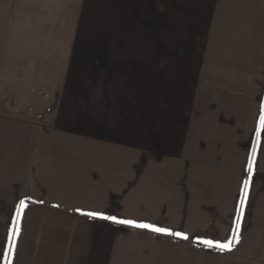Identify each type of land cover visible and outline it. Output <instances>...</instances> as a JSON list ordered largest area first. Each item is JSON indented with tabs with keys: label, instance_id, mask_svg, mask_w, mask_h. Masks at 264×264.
Instances as JSON below:
<instances>
[{
	"label": "crops",
	"instance_id": "1",
	"mask_svg": "<svg viewBox=\"0 0 264 264\" xmlns=\"http://www.w3.org/2000/svg\"><path fill=\"white\" fill-rule=\"evenodd\" d=\"M163 2L0 0V264H264V0ZM115 16L166 31L146 116L74 98Z\"/></svg>",
	"mask_w": 264,
	"mask_h": 264
},
{
	"label": "rangeland",
	"instance_id": "2",
	"mask_svg": "<svg viewBox=\"0 0 264 264\" xmlns=\"http://www.w3.org/2000/svg\"><path fill=\"white\" fill-rule=\"evenodd\" d=\"M163 1L156 0V9H164ZM120 16L124 15L120 14ZM116 17L108 19L107 28L82 31L88 38L106 36L109 41L107 53L109 56L108 59L99 60L105 67L104 71L102 69L103 73L110 72L113 75L107 78L99 76L97 69L100 68L95 62L103 53L97 52L98 54L91 55L92 60L87 62L90 67H85L89 70L87 76L83 74L85 69L82 70L77 65L78 78L75 87L77 92L74 98L76 101L90 103L120 102L124 104V112L134 111L139 112L140 116H146L151 80L149 74L154 71L153 60L162 59L166 52L163 44L166 31L163 28L148 29L143 24L137 26L122 20L121 17L116 20ZM171 33L173 41L174 37L178 38V30H172ZM176 48L178 49V46H171L173 53ZM162 65V62H156L157 101L162 100L160 95L163 94V72L160 73Z\"/></svg>",
	"mask_w": 264,
	"mask_h": 264
},
{
	"label": "snow or ice",
	"instance_id": "3",
	"mask_svg": "<svg viewBox=\"0 0 264 264\" xmlns=\"http://www.w3.org/2000/svg\"><path fill=\"white\" fill-rule=\"evenodd\" d=\"M260 127H261V129H264V113H262V115L260 116ZM247 187H248V185L246 183L245 189H247ZM22 207H23V202H22ZM88 215L95 216L98 214L97 213H88ZM104 218L105 219H111L117 223L127 224V225H130L132 227H137V228H142V229H150V230L157 232V233H163V234L172 235V236H182V238L188 239V237L186 235H182L181 233H178V232H172L169 229L157 227V226H154L152 224L136 223L135 221H132V220H117L115 217H104ZM15 235H16V233H14V236ZM234 242H238V240L228 241L225 243L213 242V241H204L205 245L208 247H215V248H219L221 250H227V251L231 250ZM10 251H11V249H10Z\"/></svg>",
	"mask_w": 264,
	"mask_h": 264
}]
</instances>
